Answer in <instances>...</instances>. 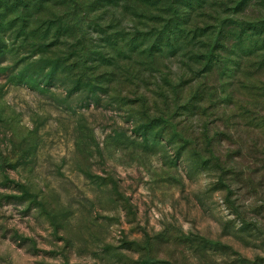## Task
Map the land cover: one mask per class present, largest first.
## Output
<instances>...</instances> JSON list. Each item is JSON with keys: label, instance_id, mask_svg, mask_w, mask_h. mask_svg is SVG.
Masks as SVG:
<instances>
[{"label": "rangeland", "instance_id": "obj_1", "mask_svg": "<svg viewBox=\"0 0 264 264\" xmlns=\"http://www.w3.org/2000/svg\"><path fill=\"white\" fill-rule=\"evenodd\" d=\"M0 264H264V0H0Z\"/></svg>", "mask_w": 264, "mask_h": 264}]
</instances>
